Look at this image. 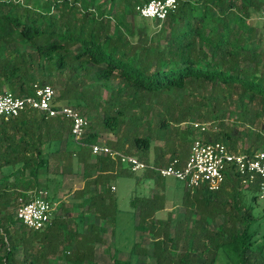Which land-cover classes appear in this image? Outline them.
I'll return each mask as SVG.
<instances>
[{"label": "trees", "instance_id": "trees-1", "mask_svg": "<svg viewBox=\"0 0 264 264\" xmlns=\"http://www.w3.org/2000/svg\"><path fill=\"white\" fill-rule=\"evenodd\" d=\"M147 1L0 0V86L30 95L34 84L58 83L60 73L67 71L69 80L82 72L98 89H109L105 101L98 93L88 98L81 92L74 96L76 104H69L64 91L57 93L56 100H66L86 117L78 141L59 117L27 109L0 118V264H42L61 246L69 248V264L97 263L93 243L99 232L92 230L93 222L82 235L66 230L63 218H51L40 230L28 229L16 219L14 205L17 195L26 192L27 198L72 175L80 179L78 219L113 223L118 208L109 185L133 173L116 159L91 155L89 144L102 143L154 164L173 157L183 160L181 151L188 150L195 137L220 141L236 151L238 131L220 121L213 131L212 123L206 131L190 134L189 122L198 106L209 105L216 120L221 102L234 94L243 108L240 118L247 111L245 96L258 98L264 113V27L255 15L264 0H176L163 20L138 16L135 7ZM48 73L55 80L43 77ZM113 79L118 85L111 88ZM162 92L168 97L161 98ZM190 97L199 98L198 105L188 103ZM151 129L160 139L174 129L186 144L182 148L174 140L164 141L171 149L168 156L149 160ZM249 139L240 151H264V137L254 134ZM138 173L144 179L163 180L148 170ZM240 187L234 176L226 177L215 191L183 187L185 212L174 220L154 217L162 206L156 195L131 198L139 241L131 244L128 255L152 257L153 264H213L222 250L231 264H264V241L251 248L257 231L248 230L259 219L251 215V206L240 208ZM228 191L231 201L222 202ZM262 210L264 218V205ZM112 247L107 264H129L130 258L122 256L124 245Z\"/></svg>", "mask_w": 264, "mask_h": 264}, {"label": "rangeland", "instance_id": "rangeland-1", "mask_svg": "<svg viewBox=\"0 0 264 264\" xmlns=\"http://www.w3.org/2000/svg\"><path fill=\"white\" fill-rule=\"evenodd\" d=\"M255 15L258 17L257 20L260 21L264 27V21L259 18V13H255ZM82 75L83 73L79 72L78 78L69 80L68 72L63 71V73H60V82H58L59 84L53 83L51 85L57 93L60 91L65 92L64 97H66V100L69 102V104H76L77 99L74 96L81 92H84L86 95H88V98H92L94 93H98L100 101H105V99L109 96V89L103 87L98 89L94 86V82H92L91 78H88V76L82 78ZM43 77H51L52 79L53 75L48 73ZM116 85H118V82L116 79H113L110 83V87L112 88ZM0 90L9 91L10 89H7L5 85H2L0 86ZM184 93L185 92H181L180 94ZM160 97L165 99L168 96L165 94V92H162ZM66 100L60 99L58 102L60 104H67V102H65ZM198 101L199 98L197 97L196 99H193V97L188 98V103L194 105H198ZM235 101L234 94H232L228 100L227 98H224V101L221 102V106L223 107H221L220 112L217 113L218 116L216 120L212 118L214 117L215 113L210 114L211 108L209 105L198 106L197 110L195 111L194 121L206 122L208 128L211 127L210 124L213 123L211 131L218 128L217 121H220L223 127H231L232 129H236L238 131V139L235 148L236 151H240L246 145L245 143L250 140L249 138H252L254 134L264 137V113L260 110L261 102L258 98L248 99V97L245 96V98L242 100V103L246 104L247 111L244 115V118H240L239 115L243 113V108H241V104L239 102L236 103ZM159 110L160 106H157L156 111L158 112ZM79 112L81 113L80 110ZM92 114L93 111H91V115ZM83 117L86 118L85 115H83ZM152 129V142L149 150L147 151L149 160H151L154 155L161 160H164L168 156V153L171 152V149L170 151L167 150L168 147L163 144L164 141L174 140V143H176L178 147L182 148L186 144L182 138L177 136V134L174 132V129H171L170 132L165 131L166 133L164 134L163 139L155 136L156 132H152ZM189 132L193 136L196 135V132L191 129H189ZM105 138L106 136L103 135L102 140ZM126 144L127 143H124V145ZM186 152V149L181 151L180 156L184 158L186 156ZM77 167L78 166H76L74 163L73 170H76ZM141 174L142 173H133L118 176L115 180V194L114 190H111V187L113 186H110L109 193L115 195L118 208L116 218L113 223H111L109 220L92 219L91 217L90 219H78L82 210V205L80 202L81 199L77 194V189L80 187V179L72 175L64 176L60 181V184L57 183L56 186L49 185V187L45 189L47 199L51 204L50 218L55 221L59 218H63L64 222L67 223V226L65 227L66 230L70 229L71 231L77 232L79 235H82L89 230L88 224L90 222L95 224L92 230L99 232V239L93 243L94 252H96L95 258L97 259V263L95 264L109 263V257L113 252V244H115V246L124 245L125 248L122 251V256L125 258H130L129 264H153L152 257H145L142 255H128V248L131 246V244L134 241H139V238L136 236L134 230V220L132 218V210L129 206V200L136 196L154 194L162 204L161 208L154 213V217L174 220L181 217V215L185 212L186 206L182 203V198L186 195V192L182 182L174 178L165 177L163 180L155 182L153 179L142 178ZM39 177L41 178L43 176L40 175ZM47 177H51L50 174H47ZM40 189L44 190L43 188ZM238 189H240V196L238 198L240 208L245 210L251 206V215L256 217V219H259L257 222H253L248 229L250 232L253 230L257 231V233L251 238L253 241L251 248H253L255 245H258L264 241V218L261 217L263 214L262 207L264 205V200L258 197L256 191L242 190L241 187ZM24 193L26 192H23V195H17L15 197L14 205L26 197H24V195H26ZM252 196L255 197L253 201L251 199ZM226 201H231L230 191L225 193V195L222 197V202ZM229 207V202L225 203L224 208L229 209ZM68 249L69 248L62 246L58 247L57 252L55 254L48 255L46 258L47 261L42 262V264H69L65 260V256L68 255ZM179 249L180 244L177 248V251H179ZM213 264H231V262L224 252L219 250L216 254Z\"/></svg>", "mask_w": 264, "mask_h": 264}, {"label": "built area", "instance_id": "built-area-1", "mask_svg": "<svg viewBox=\"0 0 264 264\" xmlns=\"http://www.w3.org/2000/svg\"><path fill=\"white\" fill-rule=\"evenodd\" d=\"M176 0H148L135 7L138 15L147 19L163 20L174 10ZM259 18L264 21V1L260 5ZM57 92L49 84L33 85L30 95H16L8 90L0 91V118L14 117L27 109L35 110L48 117L65 119L69 134L74 141L83 137L86 120L72 106L60 104ZM196 133L208 129L206 122L190 121ZM212 128V127H211ZM90 154L106 155L118 160L129 172L144 170L161 178L170 177L182 182L189 190L215 191L226 177L236 178L238 185L246 187L256 184L258 197L264 200V151H232L220 141H205L195 137L189 144L183 160L173 157L165 163L145 162L135 155L112 149L102 143L89 144ZM113 189V187H111ZM51 204L46 191L39 189L16 204L15 217L26 228L40 230L50 224Z\"/></svg>", "mask_w": 264, "mask_h": 264}, {"label": "crops", "instance_id": "crops-1", "mask_svg": "<svg viewBox=\"0 0 264 264\" xmlns=\"http://www.w3.org/2000/svg\"><path fill=\"white\" fill-rule=\"evenodd\" d=\"M75 163V162H74ZM73 163V164H74ZM77 169V168H76ZM115 180H116V178L110 183V185H109V188H110V186H113V189H111V190H114V194H115ZM148 181V180H147ZM162 192H164V191H162ZM115 196V195H114ZM117 204V203H116ZM50 221H51V219H50Z\"/></svg>", "mask_w": 264, "mask_h": 264}]
</instances>
